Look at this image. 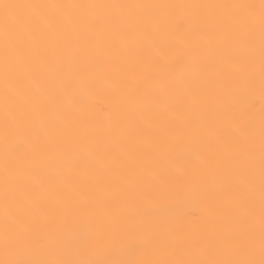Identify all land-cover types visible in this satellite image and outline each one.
Listing matches in <instances>:
<instances>
[{"label": "snow or ice", "instance_id": "obj_1", "mask_svg": "<svg viewBox=\"0 0 264 264\" xmlns=\"http://www.w3.org/2000/svg\"><path fill=\"white\" fill-rule=\"evenodd\" d=\"M0 264H264V0H0Z\"/></svg>", "mask_w": 264, "mask_h": 264}, {"label": "bare ground", "instance_id": "obj_2", "mask_svg": "<svg viewBox=\"0 0 264 264\" xmlns=\"http://www.w3.org/2000/svg\"><path fill=\"white\" fill-rule=\"evenodd\" d=\"M195 2V0H193ZM99 102H103L102 98H99ZM261 107V101L259 96L256 97V108L259 110ZM165 117H161L160 120L152 122L148 126L147 137H141L137 139V150L136 153H129L124 157L126 162V168H140V161L138 155L140 153H151L153 157L158 156L168 145L172 142L173 136L171 132L164 128ZM151 137H160L159 143H154ZM116 180H127L128 177L125 170L117 173L114 177ZM191 214H195L194 212Z\"/></svg>", "mask_w": 264, "mask_h": 264}]
</instances>
